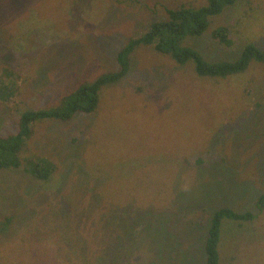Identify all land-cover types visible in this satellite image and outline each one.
<instances>
[{
    "label": "rangeland",
    "instance_id": "obj_1",
    "mask_svg": "<svg viewBox=\"0 0 264 264\" xmlns=\"http://www.w3.org/2000/svg\"><path fill=\"white\" fill-rule=\"evenodd\" d=\"M205 3L0 0V136L17 127L24 109L56 108L81 77L117 69L120 48L166 16L163 4ZM72 15L86 25L78 37L45 28ZM224 23L230 47L215 37ZM245 41L264 50V0H239L213 16L202 34L180 38L208 62L236 61ZM130 56L125 78L99 91L103 109L32 125L24 166L0 169V228L12 218L0 230V259L203 264L209 220L217 208L231 206L253 218L223 219L220 264H264V206L257 205L264 192V59L252 57L243 69L212 77L148 44ZM8 78L20 86L15 94L2 86ZM40 157L56 164L50 180L26 171V162ZM139 181L151 191L143 203L127 201L141 189Z\"/></svg>",
    "mask_w": 264,
    "mask_h": 264
},
{
    "label": "trees",
    "instance_id": "obj_2",
    "mask_svg": "<svg viewBox=\"0 0 264 264\" xmlns=\"http://www.w3.org/2000/svg\"><path fill=\"white\" fill-rule=\"evenodd\" d=\"M240 1L244 2V4L248 3L249 5H253L257 0ZM60 2L63 3V1ZM69 2H71V0H69ZM238 2L239 0H206L205 4L197 7L194 5L182 4L176 8L163 4L166 10V16H160L158 19L152 21L141 34L132 36L127 44L120 48V52L117 56V63L115 65L117 69L115 68L112 72L101 71L95 74L93 80H88L85 76L81 77V80L76 83L72 91L62 95L60 103L56 108H41L40 110H33L32 108L24 109L18 118L17 127L12 129V132L9 131L7 134L0 136V169L13 168L15 170L21 169L24 166L22 151L25 148V138L32 133L36 123L51 118L67 122L78 113L92 115L103 109L99 91L103 85L108 83L117 84L118 81L125 78L131 67L130 55L140 43L148 44L156 51L172 54V58L182 65L193 63L196 73L199 76H226L232 72L243 69L252 57L264 59V50L254 42L248 43L245 41L240 57L234 62H208L193 46L188 44H183L182 46L180 44V38L182 41L188 34H202L211 22L213 16L222 13L226 8ZM17 11L18 9L15 14H18ZM73 15L70 16L71 18L67 21L62 19L63 24L61 26L54 27V24L50 22V26L45 28L48 31L52 30L54 33L59 34L58 37L63 35V31H65V33L73 32L74 35L78 37L83 32V29H86V25L81 21L74 22ZM230 30V26L225 24L215 31V37H218L219 40L222 41V44L227 47L233 44L230 38ZM72 42L74 46L80 43L78 39H74ZM84 47V49H89V47ZM6 71L8 74L15 76L12 69L9 68V71ZM2 86L9 94H15L20 88L18 83L10 78L3 80ZM32 125L34 126L32 127ZM26 163L28 164L25 167L26 171H29L28 173H31L41 180H50L56 170V164L50 162V160L45 157H40L38 162L30 163L28 160ZM132 166L136 167V165ZM124 170L134 171V169L130 167H126ZM148 186V182L139 181L138 187L141 189L136 190L134 195H127L125 197L126 200L128 201L130 198H135L136 201L143 203L141 200L145 198L142 197L143 194L151 191L148 190ZM146 198L150 199L152 196L148 195ZM153 198L161 200V196L158 193L154 194ZM257 205L260 208L264 206V192L258 197ZM226 217L244 221L253 218V214L250 211L245 213L236 211V209L231 206L217 208L209 220L207 235L203 245V253L202 256H200V258L203 257V260H205L203 264H220L219 242L221 239V225L223 219ZM11 219L12 218L7 219L3 228H0V230L5 232ZM143 219L145 218L143 217ZM146 223L150 226L149 221H146ZM0 264L6 263H4L3 259H0ZM183 264H185V262H183Z\"/></svg>",
    "mask_w": 264,
    "mask_h": 264
},
{
    "label": "clouds",
    "instance_id": "obj_3",
    "mask_svg": "<svg viewBox=\"0 0 264 264\" xmlns=\"http://www.w3.org/2000/svg\"><path fill=\"white\" fill-rule=\"evenodd\" d=\"M180 64V63H179ZM182 65V64H181Z\"/></svg>",
    "mask_w": 264,
    "mask_h": 264
}]
</instances>
